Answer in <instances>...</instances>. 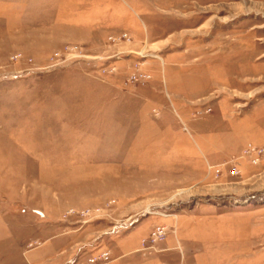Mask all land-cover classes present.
Segmentation results:
<instances>
[{
    "label": "rangeland",
    "instance_id": "rangeland-1",
    "mask_svg": "<svg viewBox=\"0 0 264 264\" xmlns=\"http://www.w3.org/2000/svg\"><path fill=\"white\" fill-rule=\"evenodd\" d=\"M252 145L264 0H0V264H264Z\"/></svg>",
    "mask_w": 264,
    "mask_h": 264
},
{
    "label": "built area",
    "instance_id": "built-area-1",
    "mask_svg": "<svg viewBox=\"0 0 264 264\" xmlns=\"http://www.w3.org/2000/svg\"><path fill=\"white\" fill-rule=\"evenodd\" d=\"M249 152L252 154L260 155L264 153V146L258 147L255 145H252L251 148L249 149ZM259 160L258 157L256 161ZM166 229L164 227H158L153 233H152V239L154 241L158 239H164L166 237Z\"/></svg>",
    "mask_w": 264,
    "mask_h": 264
}]
</instances>
